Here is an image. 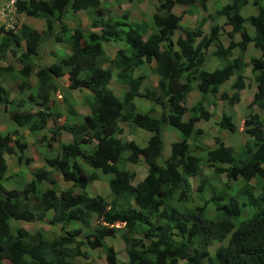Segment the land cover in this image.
<instances>
[{
	"label": "trees",
	"instance_id": "16d2710c",
	"mask_svg": "<svg viewBox=\"0 0 264 264\" xmlns=\"http://www.w3.org/2000/svg\"><path fill=\"white\" fill-rule=\"evenodd\" d=\"M155 1L151 22H138L129 21L125 13L103 18L101 0H16L17 12L43 20L44 29L27 23L15 30L0 27L2 110L18 127L42 131L38 143H58L56 155L45 157V164L33 171L22 190L9 191L2 184L7 171L5 156L16 155L14 146L23 155L26 145L19 142L23 140L18 129L0 131V264H74L75 258L88 259L86 247H103L106 264H118V250L105 244L108 237L122 243L127 260L120 264H264V119L253 111L255 106L264 110L262 56L250 61L256 90L242 118L243 131L251 140L245 141L237 155L219 137H215L216 146L201 156L189 145L190 139L195 140L191 137L201 133L196 123L211 117L203 104L209 94L230 107L239 101L246 87L243 70L248 63L243 54L247 46L252 44L262 55L264 52V3L254 0L255 13L243 14L248 0H230L211 11L209 0ZM179 4L188 6L187 13L201 7L209 11V18L199 16L194 26L183 28L182 14L173 12ZM80 10L99 16L87 33L78 25L69 28L65 21L68 12ZM176 30L180 34L174 39ZM238 35L240 39H236ZM50 41L63 43L69 52L61 56L53 50L51 56L59 58L44 65L40 63L41 46ZM107 41H122L125 47L117 49L112 58L104 57L102 43ZM210 47L222 66L205 70L202 65ZM9 55L19 67L3 65ZM147 64H152L157 76L150 84L141 72ZM112 69L126 88L121 97L108 86ZM5 75L16 82L21 96H11L1 82L7 80ZM232 76L231 93L220 91ZM195 80L200 99L188 107L186 98ZM59 88L68 105L61 123L58 100H52ZM83 89L88 92V112L79 117L70 96L72 90ZM136 96L153 106L146 112L137 111ZM186 114L189 116L183 120ZM123 124L150 132L145 144L118 136L124 131ZM163 124L177 130L180 139L171 142L169 157L159 163ZM218 125L235 130L225 113ZM63 133L71 140L61 141ZM127 163L145 167L144 176L134 184L136 171L128 169ZM204 167L216 177L224 175V186L212 187L208 197L199 195L200 204L190 202L185 207L191 200L190 178L199 176ZM100 174H111L110 200L86 191ZM60 178L70 184L58 188ZM232 181L240 183L234 194L230 193ZM44 182L51 185L44 186ZM204 188L205 179L200 178L198 194ZM179 203L183 206L178 207ZM243 208L252 211L237 223ZM11 220H36L58 226V230L48 236L42 229L29 231L17 225L12 230ZM214 241L219 244L211 253L209 246Z\"/></svg>",
	"mask_w": 264,
	"mask_h": 264
},
{
	"label": "rangeland",
	"instance_id": "374dc122",
	"mask_svg": "<svg viewBox=\"0 0 264 264\" xmlns=\"http://www.w3.org/2000/svg\"><path fill=\"white\" fill-rule=\"evenodd\" d=\"M5 0H0V3L4 2ZM230 0H209L208 1V10H212L214 7L215 9L219 8L220 6L228 3ZM249 4L245 6L242 9L243 14H249L253 13L255 11V5L254 0H248ZM264 3V0H261ZM102 6L104 7V13L102 15L103 18L106 17H118V15H122L123 13L128 15L129 21H150L151 22V15L155 11L156 1L155 0H101ZM187 5L179 4L177 6H174L173 12L175 14H182V20L180 22L181 27L188 28L195 25V22L197 18L200 17H208L209 18V11L203 10L201 7H197L195 9H192L193 12L187 13ZM255 13V12H254ZM95 17H99L98 15L94 14L92 11L88 10H80L77 12H68L66 14V23L69 28H73L74 26L80 27L85 33L92 30V21L95 19ZM27 17H24V23L26 22ZM30 24L38 29L43 30L44 29V22L40 19L35 18H28ZM210 20V19H208ZM206 30V26L203 28ZM251 31V28L248 29ZM180 34L179 30H176L173 34V38L175 39ZM222 39L224 40V43L226 44L228 42V39L226 36H222ZM236 39H240V36L238 35ZM105 56L108 58H112L115 51L119 48H124L125 45L122 41H107L102 43ZM41 49V55L42 59L40 60L41 64L49 65L52 62H55L59 57H52L50 53L54 50L58 54L68 53L69 49L67 46H65L63 43H54L49 42L46 44H43ZM212 48L210 47L207 52L206 61L202 65V68L205 70H213L216 67L222 66V63L220 59L215 56L212 53ZM236 53V51H235ZM62 56V55H61ZM259 56H262L264 59V52L262 55V52L255 49L252 44H249L247 46L246 51L243 54V59L248 65L243 70V75L245 77L246 87L240 92V99L239 101L232 107L228 106L226 102L221 100L220 98L214 97L212 94H209L205 102L203 103L205 108L210 111L211 117L208 120H200L198 123H196V127L201 130V133L196 134L195 136L191 137L192 139L195 138V140H189V145L192 149V152L196 155L201 156L202 153H204L207 149H212L216 146L215 143V137H219L223 143L231 147L232 152L234 155H237L239 151L244 146L245 141L251 140V138L243 131V125H242V118L244 115V112L247 111L246 107L247 104L251 101L254 91L256 90L255 83L252 78L251 74V63L250 61L253 58H257ZM11 64L12 66L19 67V64L16 62V59L14 56L9 55L7 59L3 62V65ZM105 66H109L108 63L103 64ZM152 64H147L144 66L143 69L140 71L145 73L147 75L146 83H152L157 80V76L154 75L151 69ZM139 70L135 73H139ZM4 79L7 80H1L2 84L9 89L10 94L12 97H18L19 92L16 87V82L11 78L10 75H5ZM234 80V76H232L229 80L225 81L220 88V91H227L228 93H231V84ZM60 84H64L65 80L59 78ZM31 83L34 85L35 78L32 77ZM146 85V84H145ZM109 88L114 90L117 96L121 97L123 92L125 91V86H122L121 83L116 80V70L112 69V77L108 84ZM63 88V87H62ZM62 88H59V90L52 94V100H58V109L62 113V116L60 117V121L63 120L66 114V110L68 105L63 102L62 94L64 93V90ZM198 89H197V80L192 82L191 90L188 92L187 98H186V105L190 107L192 104L196 103L200 99V94L198 96ZM28 92H23V96L27 97ZM88 95V92L83 90H72L70 98L73 99L72 106L75 109L78 116H82L84 113L88 112L87 108V102H86V96ZM21 96V95H20ZM31 101V100H30ZM135 104V108L137 111L146 112L149 110L150 107L153 106V104L146 100L143 97L136 96L133 100ZM32 104V103H31ZM37 107V106H34ZM44 111H48V109H44ZM253 111L257 112L261 118L264 119V110L259 109L257 106L253 107ZM0 131L5 132L10 131L12 129H18L17 135L19 138H21L23 141H19L21 144L24 143L26 147H23V155L21 154L20 148L17 146H14V150L16 152V155H6L7 160V171L5 173V178L2 182L4 187L11 190H22L24 187V184L26 181H29L31 179L33 171L41 167L45 164V157L47 156H53L56 155V148L58 146L57 142H54L51 146H46L44 143H38L37 139L41 136L42 131H33L30 130L29 127L23 126L18 127L15 123L12 121H9L8 119V113L4 110H2V107L0 105ZM225 113L232 123L235 125V130L230 131L226 128H221L218 125V121L220 120L222 114ZM155 114V113H153ZM188 114H186L183 117V120H186L188 118ZM79 121V119H77ZM198 124V125H197ZM124 131L119 134L121 138L124 139H133L135 140L139 145L143 146L145 144L146 139L150 135V132L142 130L141 128L129 126L127 124H123ZM162 132H163V149L162 152L158 158L159 163H162L166 158L169 157L171 148L170 144L173 141L179 140L180 135L177 130L170 127L168 124H163L162 126ZM70 136L67 133L62 134L61 141L67 142L69 141ZM45 141V140H43ZM56 149V150H55ZM206 152V151H205ZM21 155V162H19L18 157ZM31 158L29 162H24L25 158ZM201 165V164H200ZM126 167L128 169H133L136 171V177L132 180V183H136L139 179H141L145 174V167L140 164L138 166L131 165L130 163L126 164ZM111 177V174L109 175H103L100 174V178L96 181L90 182L86 188V191L88 195H100L103 196L105 199L110 200L112 198V193L110 191L109 185H108V179ZM200 178L205 179V188L202 192H199L196 190L197 184L199 182ZM225 176L222 175L221 177H216L212 174L211 169L209 167H204L203 172L196 177H191L190 182L192 185V194H191V200L189 202H186L183 204L185 207L186 205L190 203L193 204H200L201 199L200 197H208L211 193L212 187H222L224 186ZM255 179L251 181V183H255ZM24 183V184H23ZM69 182L63 181L61 178L58 179L57 186L58 188L64 187L69 185ZM44 186L51 185L49 182H44ZM231 189L230 193L234 194L240 189V183L237 181L231 182ZM257 192V190L255 191ZM178 207H182L183 205L180 203L178 204ZM251 209L249 208H243L241 210L240 215L236 218V222L238 223L241 220H244L248 218V216L251 213ZM209 213V215H213L210 211H206ZM23 227L29 231H34L37 229H42L43 231H46L47 236L49 235L50 231L52 230H58L57 227H52L51 225L47 223H42L39 221H31V222H23V221H10V227L13 230L16 226ZM114 237H108L105 239V244L109 245L111 244L114 249L117 251V260L118 264L124 262L127 260L126 252L123 251V246L120 241L117 239H113ZM219 241H214L210 246L209 250L211 253L214 252V248L219 244ZM226 241H222V244H225ZM88 254V259L83 258H75L74 264H86V262H89L90 264H106L105 261V251L104 248H96V249H90L88 247L85 248ZM123 259V261H121ZM125 259V260H124Z\"/></svg>",
	"mask_w": 264,
	"mask_h": 264
},
{
	"label": "built area",
	"instance_id": "2783aa9c",
	"mask_svg": "<svg viewBox=\"0 0 264 264\" xmlns=\"http://www.w3.org/2000/svg\"><path fill=\"white\" fill-rule=\"evenodd\" d=\"M16 0H5L0 3V27L15 30L24 20V14L19 13L15 7Z\"/></svg>",
	"mask_w": 264,
	"mask_h": 264
},
{
	"label": "crops",
	"instance_id": "0c3cea01",
	"mask_svg": "<svg viewBox=\"0 0 264 264\" xmlns=\"http://www.w3.org/2000/svg\"><path fill=\"white\" fill-rule=\"evenodd\" d=\"M28 18H29V17H27L26 23L29 24V25H31L30 22H29V20H28ZM31 26H32V25H31ZM236 38H237V36H236ZM198 96H199V93H198ZM197 123H198V122H197ZM197 125H198V124H197Z\"/></svg>",
	"mask_w": 264,
	"mask_h": 264
},
{
	"label": "clouds",
	"instance_id": "9594fccd",
	"mask_svg": "<svg viewBox=\"0 0 264 264\" xmlns=\"http://www.w3.org/2000/svg\"><path fill=\"white\" fill-rule=\"evenodd\" d=\"M24 17H27V16H25L24 15ZM24 19V18H23ZM22 23H24V20L22 21ZM26 23V22H25ZM69 135V134H68ZM70 136V135H69ZM62 138V137H61ZM68 140H71V136H70V139H68Z\"/></svg>",
	"mask_w": 264,
	"mask_h": 264
}]
</instances>
